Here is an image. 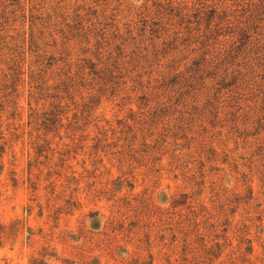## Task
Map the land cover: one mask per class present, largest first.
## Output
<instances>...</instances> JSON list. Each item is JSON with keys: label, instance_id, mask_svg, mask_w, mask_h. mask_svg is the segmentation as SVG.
Segmentation results:
<instances>
[{"label": "rangeland", "instance_id": "1", "mask_svg": "<svg viewBox=\"0 0 264 264\" xmlns=\"http://www.w3.org/2000/svg\"><path fill=\"white\" fill-rule=\"evenodd\" d=\"M0 264H264V0H0Z\"/></svg>", "mask_w": 264, "mask_h": 264}]
</instances>
